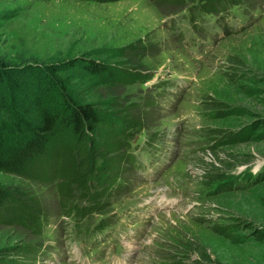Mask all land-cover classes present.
Segmentation results:
<instances>
[{
    "label": "rangeland",
    "instance_id": "1",
    "mask_svg": "<svg viewBox=\"0 0 264 264\" xmlns=\"http://www.w3.org/2000/svg\"><path fill=\"white\" fill-rule=\"evenodd\" d=\"M185 7L0 0V62L27 71L86 57L152 75L128 84L94 78L78 63L58 71L76 98L143 128L132 140L138 172L128 165L126 185L82 220L113 221L128 264H264V177L247 184L264 169V0L244 1L243 16L232 10L245 27L222 38L214 15L193 28ZM0 185L36 203L45 223L41 233L11 223L9 205L0 216V264L78 261L69 249L96 257L85 240L69 237L78 218L65 213L56 185L3 170ZM76 203L89 206L81 192Z\"/></svg>",
    "mask_w": 264,
    "mask_h": 264
},
{
    "label": "trees",
    "instance_id": "2",
    "mask_svg": "<svg viewBox=\"0 0 264 264\" xmlns=\"http://www.w3.org/2000/svg\"><path fill=\"white\" fill-rule=\"evenodd\" d=\"M154 1L192 4L208 14H218L232 6L242 7L247 0ZM76 61L56 67L39 65L27 71L0 62V170L56 185L65 213L83 224L87 215L104 207L103 198L126 185L123 174L128 165H135L136 158L131 141L143 128L135 118H120L92 102L76 98L58 71L74 68L78 63L94 78L115 83L124 79L128 84L146 83L152 75L129 73L126 68L92 58L81 57ZM211 113L212 117L221 115ZM44 159L49 163L44 165ZM263 177L264 169L249 178L247 184ZM79 192L89 206L76 203ZM11 204L14 206L11 216H6L5 209ZM33 207L36 203L27 202L0 185V216L41 233L45 229L44 218L34 213ZM107 221L97 225L103 227Z\"/></svg>",
    "mask_w": 264,
    "mask_h": 264
}]
</instances>
